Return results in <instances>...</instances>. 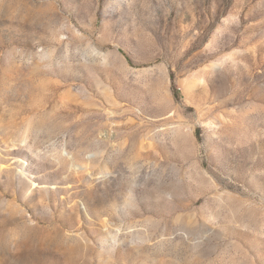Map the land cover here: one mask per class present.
Returning a JSON list of instances; mask_svg holds the SVG:
<instances>
[{
    "label": "rangeland",
    "instance_id": "obj_1",
    "mask_svg": "<svg viewBox=\"0 0 264 264\" xmlns=\"http://www.w3.org/2000/svg\"><path fill=\"white\" fill-rule=\"evenodd\" d=\"M0 264H264V0H0Z\"/></svg>",
    "mask_w": 264,
    "mask_h": 264
}]
</instances>
